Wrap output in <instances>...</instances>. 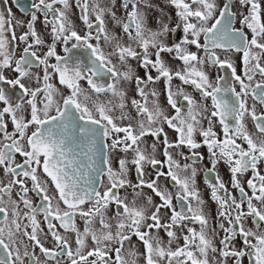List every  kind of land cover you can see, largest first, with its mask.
<instances>
[{
    "label": "snow or ice",
    "instance_id": "1",
    "mask_svg": "<svg viewBox=\"0 0 264 264\" xmlns=\"http://www.w3.org/2000/svg\"><path fill=\"white\" fill-rule=\"evenodd\" d=\"M13 3L30 19L13 23L10 8L7 15L0 11V169L7 178L0 179V264L52 260L56 264H137L139 256L145 264H228L230 259L242 264L244 257L249 264H264V174L258 167L264 162V111L256 110L257 102L264 106V0H166L174 9L175 21L163 8L159 15H150L151 0H119V4L118 0H75L86 28L83 35L69 18V0ZM106 16L122 35L109 31ZM41 17L51 43L39 55L46 44L35 28ZM17 28L25 30L17 36ZM181 32L178 40L168 43L170 33ZM58 43L64 55L57 53ZM163 53L180 61L181 67H169ZM231 53L241 54L242 75L237 74ZM133 60L145 69L143 77L134 74L129 63ZM205 65L225 74H217L213 83ZM34 66L41 67L42 75L33 73ZM6 71L14 76L9 78ZM106 76L111 82L104 80ZM26 79L34 86L25 84ZM174 79L192 86L202 101L210 98L211 110L183 87L173 89ZM160 80L171 114L160 103V93L149 88ZM133 82L135 96L130 98L125 85ZM234 84H239V91ZM102 94L111 98L101 101ZM249 96L254 101L251 106ZM129 105L135 116L127 111ZM246 116L254 123V133L246 126ZM165 126L175 139H169ZM148 136L153 138L151 145L145 144ZM202 147L210 157L204 179L218 205L217 228L223 233L219 247L217 229L209 226L197 188L195 164L204 157L196 150ZM173 150L186 162L181 164ZM116 153L123 154L118 168L112 166ZM17 154L22 162H16ZM220 162L228 166L239 198L216 172ZM147 168L155 175L145 179ZM131 171L135 183L129 179ZM248 172L251 195L239 179ZM161 178L168 183L162 184ZM127 188L134 192L131 203L119 192ZM145 188L159 203L144 193ZM30 192L39 203H33ZM141 197L144 202L137 205ZM110 209L112 214L107 215ZM162 210H167V219ZM38 216L47 224V233ZM77 216L84 221L82 231L76 226ZM249 217L254 229L245 227ZM57 224L65 233L75 234L74 249ZM41 234H50L54 247H45ZM133 236L142 243L143 253L134 250ZM237 236L243 245L239 249L233 243ZM126 244L130 262L122 254Z\"/></svg>",
    "mask_w": 264,
    "mask_h": 264
},
{
    "label": "flooded vegetation",
    "instance_id": "2",
    "mask_svg": "<svg viewBox=\"0 0 264 264\" xmlns=\"http://www.w3.org/2000/svg\"><path fill=\"white\" fill-rule=\"evenodd\" d=\"M151 2L154 5V8H153L152 12L150 13V15H152V16L159 15V11L158 10L160 8H163L165 12H167V13L172 15L173 21H175L174 9H172L171 7H168L166 5V0H151ZM20 3L22 5L27 6L28 0H20ZM69 4H70V8L68 9L69 18L73 22V25H74L75 29L78 32H80L81 35H83L84 32L86 31V28H85L84 24L82 23V21L79 18L80 17V10L76 7L75 0H69ZM118 4H119V0H118ZM57 7H62V6L61 5H57ZM9 8L11 9L13 23H15V21H17V20L24 21L26 23L30 19V14L22 12L20 10V8L17 7L16 4L13 3V0H8L7 3H5L4 0H0V11H4L5 14L7 15V12H8ZM117 15L118 16L122 15V11H117ZM93 19H94V17H93ZM105 23H106V26H107V28L109 29L110 32H112L113 34H116V35H122L121 29L119 27L114 26L112 20L109 17H107V16L105 17ZM152 26L153 27L155 26L154 22L152 23ZM239 26L240 25L237 22L236 27H239ZM35 28H36L38 34H40L41 38L44 39L45 42H46L45 46L40 47L39 52H38L39 55H42L45 51H47V45L51 43V35H50V32H49L48 28L45 27L42 17L36 21ZM24 30H25L24 28H17L16 29L17 36H19L21 34V32L24 31ZM179 36H182V32L179 33V34L170 33L169 36L167 37L168 43H172L173 41L178 40ZM249 38H250V33H249ZM92 42L95 43V41H92ZM202 42H203V40H202ZM101 47L104 49L105 53H107L109 51V48H108V46H106L104 44L103 39L101 40ZM22 48H23V45L21 44L16 49V56L17 57L21 54ZM191 50L192 51H196V49L194 47ZM56 51H57L58 54L64 55V53L62 51V47H61V45L59 43L56 46ZM76 51H78V50H74V52H76ZM218 54H220V53L218 52ZM200 55L203 56V52H201ZM162 57H163L165 63L168 64V66L171 67L173 70H178L181 67V62L176 60L173 56H170L167 53H163ZM221 58H224L223 55H221ZM229 58L231 59L232 63L234 64L237 74L238 75H242L243 74V65H242V60H241V54H239V53H231ZM51 62H54V58L52 59ZM114 62H115V60H114ZM129 63L131 64L133 72H134L135 75H139L141 77L144 76L145 69L141 68L136 61H134V60L133 61H129ZM262 63H264V61H262ZM204 70L206 72H208L209 77L213 81V83L215 82V78H216L217 74H219V75H224L225 74L224 72H218V70L216 68L211 67L209 65H205L204 66ZM32 71H33V73H39L40 75H42L41 67L34 66ZM5 75L8 76L9 78H12L14 76V74L9 72V71H6ZM152 75L155 76L156 73L153 71ZM255 79L256 80H260L261 77L259 75H257L255 77ZM104 80L107 81V82H111V78L108 77V76H106L104 78ZM24 83L25 84H33V86H34V81H30V80L26 79L24 81ZM53 83H56L57 87L61 88L64 91V93L67 94V89H63V87L58 84V81H56L54 79ZM81 83H82V85L85 88H87V85H86L85 82L82 81ZM234 86H235L237 91L240 90L239 84H234ZM153 87L160 93V96H159L160 103L162 105H164L166 110L168 111V113L171 114L172 110L167 107V103H166V95H165V91H164V88H165L164 81L160 80V81L156 82L155 85H149V88H153ZM172 87H173V89H176L177 87H183L184 90L188 94L192 95L197 101L202 102V103H206L209 106V110H211V100H210V98L208 100H206V101H202L199 92L197 90H195L192 86H190V85H182L181 82L178 79H174L172 81ZM125 88H126V90L128 92V96L130 98L135 96L134 82L125 85ZM11 91H14V90H11ZM110 98H111L110 95L102 94L100 96V100L101 101H107ZM13 99H16V97L14 96ZM178 103H179V98H178ZM253 103H254V101L249 96L248 99H247V104L249 106H251ZM0 107H2V105H0ZM256 110H257L258 113L262 112V111H264V106H261L257 102L256 103ZM127 111H129L130 115L135 116V111H134V109L131 108L130 105H129V108L127 109ZM118 114L119 113L117 112L116 115H118ZM125 123H127V121H125ZM204 123L206 125L207 122L205 121ZM245 123H246V126H247L248 130L250 132L254 133L255 132V127H254V123H253V121L251 120L250 117H248V116L245 117ZM12 128H13V126H12L11 122L9 121L8 130L12 131ZM215 130L217 131L218 134L221 133L220 125L218 123L215 124ZM29 131H31V129ZM165 131L168 133L169 139H175V135H174V133L172 132L171 129H168L165 126ZM199 139H200V137L197 136V140H199ZM152 142H153V138L151 136H148V137L145 138V144L146 145H151ZM159 147L160 146H158V148ZM245 147H246V145H245ZM149 150H150V148H149ZM182 151L185 153V155H188V153H189V150L187 148L182 149ZM196 151L201 153L203 155V157H204L202 160H200L198 163L195 164V166L198 169V173H197V177H196L197 188L200 191L201 198L205 201V203H204V211H205L206 216L208 217L209 226H210V228H216L217 229L218 235L216 236L215 244H216L217 247H219L220 246L219 245V240L223 236V233L220 232V230L217 228V207H218V205H217V203L215 201H213L211 199V190L207 186V184L205 183V179H204L205 171H206V169L208 167H210V157L208 155L206 147H202V148H200V149H198ZM122 155H123L122 153H116V154L113 155V157H112V166L114 168H118V158L121 157ZM157 155H158V158L163 160V156L160 155L159 151H158ZM173 155H174V157L177 160H179V162L181 164L186 162L183 158H181L177 154L176 150H173ZM22 160H23V158L20 157L17 154L16 162L19 163V162H22ZM187 162L188 163H192L191 160H189ZM258 167L260 168L261 173L264 174V162H262L260 165H258ZM163 170L166 171L167 169L164 168ZM146 171L148 172V175H146L145 179H148L149 176H154L155 175V173L150 168H147ZM216 172L219 174L221 180L225 182V184L227 185L229 191H231L234 196L239 198V192L236 189L232 188V186H231V183H230L231 175H230L228 166L226 164H224L223 162H220L217 165V167H216ZM38 174L43 176L42 172H39ZM250 176H251V172H248V173H245L243 176H241L239 178L240 181H241V184L245 187L246 191H248L249 195H251V190L247 189L246 181H247L248 178H250ZM0 179H7V178L4 177L3 169H0ZM129 179H130V181H132V183L136 182V177H135L134 171H131L129 173ZM27 183L29 184V186L31 185L30 181H27ZM104 183L107 184L106 177L104 178ZM161 183L162 184H167L168 182L166 180H164V178H161ZM100 190L103 191L104 190L103 187H100ZM172 190L175 191V189H172ZM143 191H144V193H150V195H153L154 201L156 203H159V199L157 197H155L154 194L151 193V190L145 188ZM119 192H120L121 197H127V200H128L129 203H131V201L135 198L132 188L120 189ZM12 195H13V198H16L15 190L13 191ZM29 198L32 199L34 204H37V203L40 202L39 198L34 193L30 192L29 193ZM143 202L144 201H143L142 197L140 199L136 200L137 205H140ZM174 203H175V201H174ZM21 207H22V205H21ZM111 214H112V212H111V209H110L109 212L107 213V215H111ZM167 216H168L167 210H162V217L164 219H167ZM38 220H40L41 228H43L44 232L47 233V224L43 221L42 216H38ZM26 222L27 221H25V223ZM76 226L81 231L84 228V221L79 216L76 217ZM95 226L98 227V224H96ZM191 226L196 227L197 230H199V225L198 224H194V225H191ZM245 227L254 229L255 226L253 225L252 219L250 217L245 221ZM57 228H58V230L60 231V233L62 235H66L69 238V240H70V242L72 244V247L74 249L75 248V243H74L75 234L74 233H65L63 229H59V225L58 224H57ZM29 231H30V229H29ZM158 234H159L160 237H162L164 239L165 242L167 241L168 238H167V236H166V234L164 233L163 230H160V232ZM177 234L181 235L179 229H177ZM40 239H41V241H42V243L44 244L45 247H48V248L54 247V243H53V240H52V237H51L50 234H48L47 237H45V235L41 234L40 235ZM26 243H30V242L26 241ZM88 243L89 244L91 243L90 239H89ZM179 243L180 244L183 243L182 238L180 239ZM233 243H234V246L237 249H239V248H241L243 246L241 238L239 236H237V238L235 239V241ZM132 245L134 246V250L137 253H143L144 252V247H143L142 243L139 242L137 240V238L134 237V236L132 237ZM176 246H177V243H173L172 247L175 248ZM129 248H130V246L128 244H126L124 252L122 254L130 262L132 258L128 256ZM35 252H36L37 256L40 258V260L43 262L45 260V258L40 253L39 248H36ZM209 255L211 256L212 254L210 253ZM47 264H56V262L54 260H52V261H48ZM137 264H145V260H144L143 256H139V258L137 259ZM228 264H233L231 259L228 261ZM242 264H249L248 257L242 258Z\"/></svg>",
    "mask_w": 264,
    "mask_h": 264
},
{
    "label": "rangeland",
    "instance_id": "3",
    "mask_svg": "<svg viewBox=\"0 0 264 264\" xmlns=\"http://www.w3.org/2000/svg\"><path fill=\"white\" fill-rule=\"evenodd\" d=\"M146 194L150 195V193H146Z\"/></svg>",
    "mask_w": 264,
    "mask_h": 264
}]
</instances>
